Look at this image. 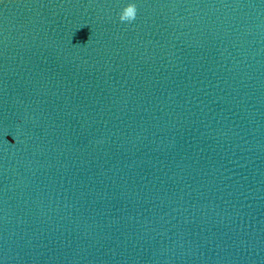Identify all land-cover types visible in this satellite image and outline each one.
Returning <instances> with one entry per match:
<instances>
[{
	"label": "water",
	"instance_id": "obj_1",
	"mask_svg": "<svg viewBox=\"0 0 264 264\" xmlns=\"http://www.w3.org/2000/svg\"><path fill=\"white\" fill-rule=\"evenodd\" d=\"M0 0L3 264H264V0Z\"/></svg>",
	"mask_w": 264,
	"mask_h": 264
},
{
	"label": "clouds",
	"instance_id": "obj_2",
	"mask_svg": "<svg viewBox=\"0 0 264 264\" xmlns=\"http://www.w3.org/2000/svg\"><path fill=\"white\" fill-rule=\"evenodd\" d=\"M137 13L135 0H127L126 5L120 10L119 20L122 23H132L136 20ZM0 264H3L2 260H0Z\"/></svg>",
	"mask_w": 264,
	"mask_h": 264
}]
</instances>
